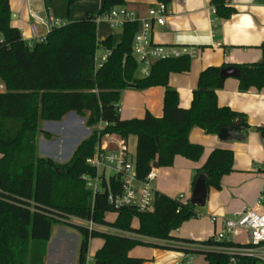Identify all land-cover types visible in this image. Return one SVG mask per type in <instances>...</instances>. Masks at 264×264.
Instances as JSON below:
<instances>
[{"label":"trees","instance_id":"1","mask_svg":"<svg viewBox=\"0 0 264 264\" xmlns=\"http://www.w3.org/2000/svg\"><path fill=\"white\" fill-rule=\"evenodd\" d=\"M45 8L65 21L50 30L42 42L30 43L22 31L11 25L10 0H0V264H44L47 244L54 224H70L81 234L78 262L84 264L90 238L101 237L102 246L94 254V264H142L145 259L130 255L131 250L145 244L140 238L107 233L70 222L71 216L95 225L112 227L138 236L161 241H174L175 248L204 256L206 264H231L227 253L214 246L239 245L217 241L213 237L195 241L173 235L183 222L197 216L190 202L172 198L164 193L156 195L153 211L116 209L108 202V191L93 195L82 175L94 174L86 159L94 154L99 138L116 134L124 139L136 138L135 170L142 179L151 165L159 168L173 165L176 155L199 159L202 148L189 141L194 127L207 134L218 135L222 129L240 121V129L247 134L258 131L264 140V126L252 127L246 116L229 107H220L217 90L225 85L221 70L234 66L239 70L241 90L264 88V42L258 62L208 66L199 73L189 108L179 106L177 90L169 84L171 73L190 71L192 58L173 56L156 61L146 77L138 76L139 63L133 54L134 37L139 29L137 21H127L120 28L121 42L114 45L112 36L97 39V15L125 6V0H103L101 9L89 11L79 20L68 21L71 8L81 0H43ZM167 5L173 0H158ZM264 2V0H256ZM216 17L227 19L235 9L228 0H210ZM110 50L107 60L96 68L99 50ZM165 88L163 115L147 111L141 118L122 119L118 112L124 89ZM75 112L86 118L87 127L95 128L83 139L65 163H59L38 153V136L51 139L42 131V121H61ZM230 151H214L204 167L206 185H220V176L232 169ZM116 213L114 221L106 214ZM137 220V225L133 222ZM197 245V246H195ZM247 264H263L260 259L241 258Z\"/></svg>","mask_w":264,"mask_h":264},{"label":"crops","instance_id":"2","mask_svg":"<svg viewBox=\"0 0 264 264\" xmlns=\"http://www.w3.org/2000/svg\"><path fill=\"white\" fill-rule=\"evenodd\" d=\"M125 1L126 7L136 10L140 15H146L148 9L159 2L158 0ZM228 1L235 11L231 17L219 19L213 13L210 0H173L170 3L171 11L164 26L154 25L152 35L157 44L178 50L187 48L195 52L191 57L190 71L171 73L169 76V84L177 90L179 106L182 108L190 107L199 73L206 67L253 63L262 58L260 46L264 42V2H256V0ZM102 4L103 0H99L97 8H85L81 13L83 16L79 15L73 18L74 4L68 21L82 19L89 11L97 12L101 9ZM10 5L11 25L19 28L27 40L32 39L30 30L32 23L37 25L40 34L47 33L46 27L37 23L30 16V13L41 17L46 16L48 10L45 8L43 0H10ZM97 24V39L104 40L112 36L114 45L121 42V29L111 28L106 20ZM101 51L104 50L101 49ZM164 92L163 86H153L142 90L124 89L119 100L120 117L127 120L141 118L147 111L156 117H161L164 109ZM217 101L220 107H229L237 112H242L252 127L264 126V88L241 90L239 80L236 77H229L226 78L224 87L217 90ZM59 124L62 126L60 148L54 152L59 157L60 154L62 156L69 151L70 154L68 153L67 157L56 160V162L65 163L70 160L74 150L83 139L73 145L71 144L72 140L81 133L83 128L86 130L84 138L86 139L93 128H85L84 117L78 116L75 112L67 113ZM242 133L243 140L223 141L218 135L207 134L203 129L194 127L189 133V141L202 148L199 159L176 155L172 166L158 169V177L153 182L156 192L187 201L191 198L197 171L205 166L214 151H230L234 159L232 160V169L220 176L219 187L213 185L207 187V200L201 211L196 212V217L183 222L184 224L174 230V236L195 241L209 239L221 229L224 219L234 217L247 207L256 208L260 196L264 192V140L254 129H251L247 134ZM181 195L183 197L180 199ZM261 205L264 206V200ZM115 218L116 213L112 220L107 217L106 220L114 221ZM105 228L120 231L112 227L96 225V229L100 231L106 232ZM120 233L123 236L128 234L123 231ZM232 240L239 245L251 242L249 233L245 230L237 231ZM154 244L170 247L180 245L174 241L156 239H154ZM47 251L44 264L68 263L64 245L54 243L52 228ZM72 252L69 261L74 264L75 250L73 249ZM183 253L175 248L155 247L152 250L153 255L149 260L145 259L142 264H174L182 258ZM203 264H206L204 256Z\"/></svg>","mask_w":264,"mask_h":264},{"label":"built area","instance_id":"3","mask_svg":"<svg viewBox=\"0 0 264 264\" xmlns=\"http://www.w3.org/2000/svg\"><path fill=\"white\" fill-rule=\"evenodd\" d=\"M216 16L215 8H212ZM170 5L158 2L150 7L146 15H140L134 9L126 6L117 7L109 12L97 15L95 20L100 22L106 20L111 28H121L127 21H137L139 29L134 37L133 54L139 63L138 73L146 77L150 73L151 66L160 59L187 54L194 56L193 50L183 48H168L157 44L153 40V28L155 24L163 25L170 14ZM37 23L47 29V33L55 27L65 24V21L58 19L49 11L45 17L35 13H30ZM32 39L30 43L42 42L46 39V34H40L36 24L30 27ZM23 37L24 33L22 32ZM27 40V39H26ZM110 50H104L103 54L95 57L96 68L100 67L109 58ZM5 90L4 83L0 80V91ZM118 112L120 108L118 107ZM106 123L100 122L96 128L103 129ZM86 164L92 168L94 174L85 173L82 180L87 189L91 190L93 195L98 192L108 191V202L116 209H133L137 211L150 212L154 210L156 201V189L153 182L158 177V167L151 165L147 175L140 179L135 170V161L128 149L126 139L116 135L106 133L102 135L96 146L94 154L86 159ZM181 195L179 198L181 199ZM264 192L261 194L256 208L247 207L232 218H226L223 221L221 229L213 237L215 240L223 242L230 241L239 230H245L249 233L250 241L243 245L234 246H214L213 249L227 253L231 264H247L242 261V257L260 259L264 264ZM89 230L95 229L96 225L92 221H85ZM196 254L184 252L182 258L174 264H196ZM87 259L85 260L86 263Z\"/></svg>","mask_w":264,"mask_h":264},{"label":"rangeland","instance_id":"4","mask_svg":"<svg viewBox=\"0 0 264 264\" xmlns=\"http://www.w3.org/2000/svg\"><path fill=\"white\" fill-rule=\"evenodd\" d=\"M99 4V0H82L79 3H76L73 8H72V16L75 18V16L81 15V13L85 10V8H97ZM44 15V13H42ZM83 16V15H81ZM103 54L101 50L97 52V56L100 57ZM137 75L139 76V73L137 72ZM4 91V90H3ZM88 117V114L84 117L85 121L86 118ZM60 121H42L40 124V129L42 131L48 132L52 134L51 139L45 138L43 134L38 136V153L39 155L49 156L50 158L54 159L55 161L57 158L58 160H62V158L67 157L69 151L65 153L64 155L61 156V154L57 155L54 151H57L60 148L59 141H60V134L62 132V126L59 124ZM85 128L87 127L86 125L84 126ZM89 128V127H88ZM92 131L94 130V127ZM86 130L81 131L77 135L76 138L72 140V145L76 144L77 141L82 140L85 138V133ZM71 145V146H72ZM128 149L129 152L132 154L133 157H135V152H136V138L134 136H129L128 137ZM70 154V153H69ZM61 157V158H60ZM203 207H197L195 208L196 212H200ZM115 216L114 212H109L106 214V217L110 220H112ZM196 217V216H195ZM69 219L70 222L76 223L79 225H84L86 226L85 221H81L75 216H71ZM133 222L134 226L137 224V220H134ZM106 232L109 233H120V231H113L110 228H105ZM52 235L54 237V243L59 244L62 243L64 245V248L67 251L66 257L68 258L67 264H72L69 260H71V253L72 250H75L74 258H75V263L74 264H79L78 262V256H79V250H80V244L82 240V234L73 226L70 224H54L52 226ZM127 236H135L137 238H140L142 241L145 242V244L138 245L133 250H131L130 255L135 256V257H142L144 259H148L151 257L152 250L155 249L156 246H154V239L147 238V237H142L138 235H131L127 234ZM156 242V241H155ZM103 239L101 237H96V238H90L89 246H88V253L86 254V263L84 264H94L93 258L96 250L102 245ZM196 264H203V256L201 254H196Z\"/></svg>","mask_w":264,"mask_h":264},{"label":"water","instance_id":"5","mask_svg":"<svg viewBox=\"0 0 264 264\" xmlns=\"http://www.w3.org/2000/svg\"><path fill=\"white\" fill-rule=\"evenodd\" d=\"M12 18V15H11ZM239 70L234 66H229L221 70V77H238ZM240 121L235 120L232 127L224 128L219 133V138L223 141L243 140L244 135L240 129ZM207 200V185L205 174H200L193 184L190 202L196 207H203Z\"/></svg>","mask_w":264,"mask_h":264}]
</instances>
